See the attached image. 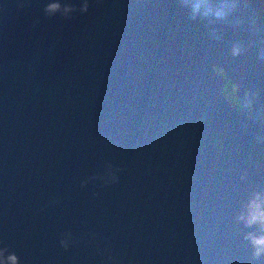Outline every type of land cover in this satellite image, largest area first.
Returning a JSON list of instances; mask_svg holds the SVG:
<instances>
[{"label":"water","instance_id":"water-1","mask_svg":"<svg viewBox=\"0 0 264 264\" xmlns=\"http://www.w3.org/2000/svg\"><path fill=\"white\" fill-rule=\"evenodd\" d=\"M261 114L264 0H0V264H264Z\"/></svg>","mask_w":264,"mask_h":264},{"label":"trees","instance_id":"trees-1","mask_svg":"<svg viewBox=\"0 0 264 264\" xmlns=\"http://www.w3.org/2000/svg\"><path fill=\"white\" fill-rule=\"evenodd\" d=\"M216 72L221 73L219 69H216ZM222 92L232 105H235L237 107L240 106L239 103L235 99L234 92H233V85L231 82L227 81V83L223 85ZM262 120L264 122V116L262 117Z\"/></svg>","mask_w":264,"mask_h":264},{"label":"rangeland","instance_id":"rangeland-1","mask_svg":"<svg viewBox=\"0 0 264 264\" xmlns=\"http://www.w3.org/2000/svg\"><path fill=\"white\" fill-rule=\"evenodd\" d=\"M233 92H234V89H233ZM247 104H248V103H244V106L247 107Z\"/></svg>","mask_w":264,"mask_h":264},{"label":"bare ground","instance_id":"bare-ground-1","mask_svg":"<svg viewBox=\"0 0 264 264\" xmlns=\"http://www.w3.org/2000/svg\"><path fill=\"white\" fill-rule=\"evenodd\" d=\"M263 116H264V114H261V119H262Z\"/></svg>","mask_w":264,"mask_h":264},{"label":"flooded vegetation","instance_id":"flooded-vegetation-1","mask_svg":"<svg viewBox=\"0 0 264 264\" xmlns=\"http://www.w3.org/2000/svg\"><path fill=\"white\" fill-rule=\"evenodd\" d=\"M217 69H219V68H217ZM220 70V69H219ZM221 71V70H220ZM227 83V82H226ZM225 85V84H224ZM234 89V88H233Z\"/></svg>","mask_w":264,"mask_h":264}]
</instances>
